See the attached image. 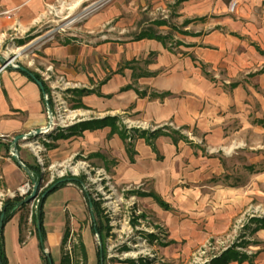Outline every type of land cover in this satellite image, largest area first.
<instances>
[{
  "label": "crops",
  "instance_id": "0c3cea01",
  "mask_svg": "<svg viewBox=\"0 0 264 264\" xmlns=\"http://www.w3.org/2000/svg\"><path fill=\"white\" fill-rule=\"evenodd\" d=\"M67 1L0 0V186L16 190L26 179L9 151V141L45 129L49 123L43 92L24 68L40 75L52 104L62 102L64 92L76 100L69 111L72 121H62L65 125L57 131L63 136L51 138L54 144L72 141L73 147L49 151L52 163L67 162L78 151L108 157L118 162L114 171L122 184L150 181L160 191L167 177L164 162L177 154L181 141L175 144L161 133L151 138L128 135L130 140H124L120 132L150 129L154 133L160 128L194 126L208 114L203 104L214 94L204 72L235 79L259 70L262 56L239 39L238 27L229 16L232 1L238 2L234 12L243 13L244 0H146L152 12L164 10L165 4L175 6L182 28L175 29L174 46L168 42L170 35L160 32L169 26L165 19H151L152 25L129 40V28L110 24V19L123 12L115 8L89 16L77 32L81 41L73 39L76 35L66 28L52 33L59 26L54 24L64 18ZM72 1L76 2L70 10L85 0ZM45 26L53 28L39 36ZM8 52L11 61L3 67ZM106 118L117 121L83 128L87 122ZM80 191L70 183L44 202L45 247L54 264H62L66 228L73 227L74 216L83 209ZM22 215L18 211L4 226L8 264H43L40 239L29 229L32 219L28 215L24 224ZM85 244L87 264H92L94 258Z\"/></svg>",
  "mask_w": 264,
  "mask_h": 264
},
{
  "label": "rangeland",
  "instance_id": "374dc122",
  "mask_svg": "<svg viewBox=\"0 0 264 264\" xmlns=\"http://www.w3.org/2000/svg\"><path fill=\"white\" fill-rule=\"evenodd\" d=\"M256 1L244 0L243 13L230 12L229 16L238 27L235 34L262 56L263 64L257 72L235 79L203 73L214 86V94L210 93L203 104L208 114L189 128H160L161 134L181 137L182 143L177 154L164 162L167 177L160 191H155L150 181L122 184L114 171L118 162L107 156L108 160L78 151L67 162L50 161L47 155L52 149L73 147L72 141L54 144L51 140L64 127L62 121L73 119L69 111L76 100L69 92H64L62 102H53V118H49L45 132L30 133L17 144L14 138L9 141L12 154L18 150L23 162L38 165L42 173L37 197L22 209L24 224L28 215L32 219L39 197L55 180L78 177L83 181V190L78 186L83 209L74 216L73 227L67 226L69 234L62 243L63 256L70 264H87L82 256L85 242L94 258L92 264H98L100 246L104 264H214L229 251L241 257L229 264H264V0ZM75 2L65 3L64 18L54 24L59 26L52 33L66 28L76 35L73 39L81 41L77 32L84 21L110 8L123 10L110 24L118 22L129 28V40L152 25L151 19H165L170 27L160 32L169 34L168 42L174 46L175 29L182 28L174 5L165 4V11L152 12L153 6L146 0H85L70 10ZM52 28L43 27L39 36ZM11 55L5 54L4 61H10ZM123 131L133 139L140 133L138 129ZM62 134L59 132V137ZM0 187L1 213L6 199H26L34 183L26 173L25 182L16 190ZM85 193L99 205L96 217ZM148 193L161 197L169 209ZM95 221L103 229L101 238L93 231ZM29 229L36 231L33 222Z\"/></svg>",
  "mask_w": 264,
  "mask_h": 264
},
{
  "label": "trees",
  "instance_id": "16d2710c",
  "mask_svg": "<svg viewBox=\"0 0 264 264\" xmlns=\"http://www.w3.org/2000/svg\"><path fill=\"white\" fill-rule=\"evenodd\" d=\"M22 71L26 75H28V77L30 79H32L34 82H36V81L32 78V75H35V77L38 80L42 81L40 75L33 74L29 70H22ZM43 84H44V91L48 95V98H49L50 107L53 108V104L51 102V98L49 95L50 90L45 83H43ZM85 92L86 91H82V93H85ZM78 106L83 107V105H81V104H79ZM116 121H117V118H106L104 120H99V121L94 120V121H90V122L85 123L83 128L84 129H95V128L105 126L108 123L115 124ZM160 133H161L160 131H156L154 133H148L147 131L146 132L141 131L139 133V136H146L147 137L149 134L150 137H148V138H151L152 136H156ZM120 134L124 140H127L129 138V136L127 135V133L125 131H121ZM176 134H177V132H176ZM172 139H173L174 143L177 144L178 141L181 140V137L179 139L176 137H172ZM129 151H131V146H130ZM24 163L27 166V168L34 173V175L36 176V178L38 180L40 178H42L41 168L38 165H32V164H28L26 162H24ZM69 183H75L82 190L84 188L82 179L78 178V177H67V178L55 180L53 182V184H51L41 194V196L39 197V203L37 204L36 210L32 214V222L35 224L36 232H37L38 237L40 239V250H41V258H42L43 264H51L50 260H52L51 255L48 252H46V247H45L46 233H45V229H44L43 205H44L46 198L50 194H52L53 192L57 191L58 189H60L62 187H65ZM44 194H46V196H44ZM148 194H149L148 196L153 197L161 207H163L165 209H169V206L163 201V199L161 197H159L156 194H152V193H148ZM85 196L87 197L89 209L91 210L93 216L96 217L98 212L100 211L98 203L94 199H92L87 193H85ZM143 196H146V193H143ZM24 198L25 197L16 196L14 198H8L4 202L2 211L0 213V215L4 214V220H3L2 226L0 227V264H8V259L6 257V253H5L4 236H3L4 226L18 211L25 209L28 206V203L24 202V200H25ZM38 224H40V228L38 227ZM93 231L95 234H98L100 236V238L102 237L103 229H102V227L99 228L98 223L96 221L94 222V225H93ZM68 234H69V230H67L65 233L64 241L66 240V237ZM82 256L84 257L85 261L87 262L86 248H83ZM98 256H99L98 264H100L102 257L104 258V250H103L102 246L99 248ZM240 259H241V257L238 253L229 251L226 254H224L219 260H217L214 264H229L231 261H236V260H240ZM52 264H54L53 261H52ZM62 264H70V261L66 258V256H63Z\"/></svg>",
  "mask_w": 264,
  "mask_h": 264
},
{
  "label": "water",
  "instance_id": "95a60500",
  "mask_svg": "<svg viewBox=\"0 0 264 264\" xmlns=\"http://www.w3.org/2000/svg\"><path fill=\"white\" fill-rule=\"evenodd\" d=\"M10 61L4 62V65L7 64V63H10ZM21 70H26V69L21 68ZM32 78L36 81V83L38 84V86L40 87V89L43 92L44 100H45V103H46L47 108H48L49 118L52 119L53 118V114H52L53 111H52V108L50 107V104H49L48 95L44 91V84H43V82L41 80H38L35 77V75H32ZM51 123H52V121H51ZM49 127H50V125H49ZM42 130L43 129H39V130L36 131V133L39 134V133L45 132L44 130L43 131ZM21 139H27V136L26 135H19V136L15 137L14 140H13L14 144H17V142L19 140H21ZM18 153H19L18 150L13 153V158H14L15 162L28 174V176L31 178L32 182L34 183V187H33L32 193L24 200L25 203H29V202H32L37 197L38 191L40 189V182L41 181H39L36 178V176L34 175V173L27 168L25 163L20 159ZM44 196H46V194H44ZM3 220H4V214H2L1 217H0V227L2 226ZM38 227L40 228V224H38ZM50 263L52 264V260H50ZM100 264H104L103 259H101Z\"/></svg>",
  "mask_w": 264,
  "mask_h": 264
},
{
  "label": "built area",
  "instance_id": "2783aa9c",
  "mask_svg": "<svg viewBox=\"0 0 264 264\" xmlns=\"http://www.w3.org/2000/svg\"><path fill=\"white\" fill-rule=\"evenodd\" d=\"M238 2L237 1H232L231 5H230V11L234 12L236 9ZM7 64L3 65V67H5Z\"/></svg>",
  "mask_w": 264,
  "mask_h": 264
},
{
  "label": "bare ground",
  "instance_id": "6f19581e",
  "mask_svg": "<svg viewBox=\"0 0 264 264\" xmlns=\"http://www.w3.org/2000/svg\"><path fill=\"white\" fill-rule=\"evenodd\" d=\"M74 21H75V20H74ZM74 21H73V22H74Z\"/></svg>",
  "mask_w": 264,
  "mask_h": 264
}]
</instances>
